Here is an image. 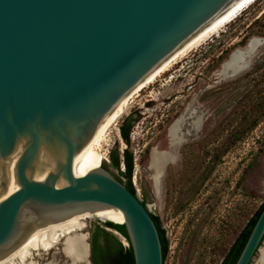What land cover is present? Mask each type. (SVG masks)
<instances>
[{"label":"water","instance_id":"water-1","mask_svg":"<svg viewBox=\"0 0 264 264\" xmlns=\"http://www.w3.org/2000/svg\"><path fill=\"white\" fill-rule=\"evenodd\" d=\"M247 1L0 0V260L43 226L110 212L135 264H165L148 206L110 161L76 176L75 160L130 94ZM252 42L220 80L249 68ZM263 245L264 211L236 264Z\"/></svg>","mask_w":264,"mask_h":264},{"label":"rangeland","instance_id":"rangeland-1","mask_svg":"<svg viewBox=\"0 0 264 264\" xmlns=\"http://www.w3.org/2000/svg\"><path fill=\"white\" fill-rule=\"evenodd\" d=\"M250 42L249 68L220 80L223 64L233 53L245 52ZM263 53L264 0H259L155 84L141 88L102 142L100 149L109 161L116 148L123 154L127 145L120 128L128 117H135L130 136L135 156L132 183L166 230L165 264H221L264 203V119L251 132L242 127L244 115L254 112V104L264 97V66L253 77H244L264 62ZM234 58L242 62L243 54ZM174 138L176 147L170 148ZM151 154L156 155L154 164ZM108 165L117 176L111 161ZM81 221L86 228L80 232L89 244L100 226L130 246L105 222ZM61 247L47 252L53 253L46 261L65 259ZM259 257L260 252L252 264H258Z\"/></svg>","mask_w":264,"mask_h":264},{"label":"bare ground","instance_id":"bare-ground-1","mask_svg":"<svg viewBox=\"0 0 264 264\" xmlns=\"http://www.w3.org/2000/svg\"><path fill=\"white\" fill-rule=\"evenodd\" d=\"M258 0H248L239 9L247 3L249 7L242 10L243 14L247 9L253 6ZM239 9L237 11H239ZM235 11L227 19L221 22L208 34L202 37L194 45L189 47L187 50L167 62L160 70H158L147 82L130 94L116 109V111L106 120L103 126L91 143L86 149L76 158L74 164V173L79 176L88 166L99 161L100 157L104 158L105 161H109L107 156L102 152L101 145L106 137L110 127L121 117L125 112V106L131 100V98L139 92L143 87H148L155 84L160 78L171 71L180 61L187 58L191 53L197 51L204 44L210 41L213 37L217 36L223 29H225L230 23L237 19L238 15L234 20L230 21L231 17L237 13ZM230 21V22H227ZM228 23V24H227ZM235 59V58H234ZM128 107V106H127ZM172 129V128H171ZM172 136V135H171ZM173 140V139H172ZM174 147L177 143V138H174ZM159 152V151H158ZM172 155V153H170ZM170 155V156H171ZM173 156V155H172ZM171 156V157H172ZM152 162H156V155H152ZM159 172V171H158ZM162 176V171L159 172L158 177ZM92 219L97 218L103 222H112L123 225L124 220L111 214L110 212H99L94 215H80L72 217L65 221L43 226L25 239L21 241V245L11 253L6 254L1 260L0 264H40L39 260L46 256L47 252L56 250L60 245L63 246V253L72 262V264H90L91 247L89 244V238L86 234H81L86 228V225L82 223L81 219ZM62 234L65 238L62 237ZM43 253V254H42ZM36 254V255H35ZM48 256V255H47ZM17 260V261H16ZM51 261V260H50ZM42 263V262H41ZM48 263V262H47ZM258 264H264V247L260 250V257ZM49 264V263H48ZM50 264H57L52 262Z\"/></svg>","mask_w":264,"mask_h":264},{"label":"trees","instance_id":"trees-1","mask_svg":"<svg viewBox=\"0 0 264 264\" xmlns=\"http://www.w3.org/2000/svg\"><path fill=\"white\" fill-rule=\"evenodd\" d=\"M245 39L246 37L243 39V41ZM222 58L223 57H220V59ZM260 59H263L264 61V53L260 57ZM263 66L264 62L259 66H255L254 69L247 73L244 77H253V75L256 73L255 71L261 69ZM242 119L244 120V123L242 125V127H244L243 132L248 133L255 130L260 124L261 120L264 119V97L262 102L254 104V112L245 114ZM135 122V117L130 116L121 126L120 134L122 135V138L127 145V149L123 152V154L120 153L119 148L113 150L110 154V161L111 166L118 172V175L116 176L118 180L125 184L135 196H138L132 183L133 174L135 170V156L130 149L132 145L130 136ZM142 203L147 207L145 202ZM263 211L264 203L261 205L254 217L250 220L249 224L244 229V231L237 238L234 245L231 247L221 264L237 263ZM151 215L159 230L163 245V254L165 262L168 257L169 240L167 238L166 230L162 226L160 218L154 216L153 214ZM104 226L120 233L130 245L125 225H117L112 222H106L104 223ZM110 236L113 239H110ZM102 237H104V242L101 241ZM91 251V259L93 264H135L134 253L131 245L128 248L125 247L119 239L113 237L110 232L106 231L100 226L96 228L92 233Z\"/></svg>","mask_w":264,"mask_h":264},{"label":"flooded vegetation","instance_id":"flooded-vegetation-1","mask_svg":"<svg viewBox=\"0 0 264 264\" xmlns=\"http://www.w3.org/2000/svg\"><path fill=\"white\" fill-rule=\"evenodd\" d=\"M61 252H62V254L65 256V254L63 253V246L61 247ZM51 253H53V252H51ZM51 253H47L46 254V256L44 255V257L42 258V259H40L39 260V263L40 264H50V263H52V262H56L57 264H71V261L66 257L65 259H62L60 262L58 261V260H56V258L54 257V258H52V260L50 261V260H47L46 261V259L47 258H45V257H47V255L49 256ZM43 254V253H42ZM36 255V254H35ZM56 255V254H55ZM42 262V263H41ZM48 262V263H47Z\"/></svg>","mask_w":264,"mask_h":264}]
</instances>
